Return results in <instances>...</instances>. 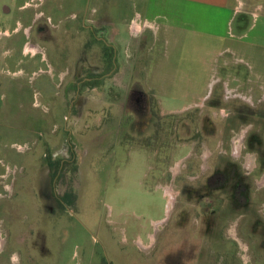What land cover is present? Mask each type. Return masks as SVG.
<instances>
[{"label": "rangeland", "instance_id": "1", "mask_svg": "<svg viewBox=\"0 0 264 264\" xmlns=\"http://www.w3.org/2000/svg\"><path fill=\"white\" fill-rule=\"evenodd\" d=\"M143 1L0 0V264H264V46L146 61ZM168 50L156 95L113 78Z\"/></svg>", "mask_w": 264, "mask_h": 264}, {"label": "crops", "instance_id": "2", "mask_svg": "<svg viewBox=\"0 0 264 264\" xmlns=\"http://www.w3.org/2000/svg\"><path fill=\"white\" fill-rule=\"evenodd\" d=\"M263 5H259V7L263 9ZM238 6L236 0H144L141 7L146 10L147 16H145L146 21L142 24L144 32L140 38L141 40L147 39L142 43L148 41L150 44L143 49V53L147 55L146 61L150 57H155L158 44L163 42L167 46L172 44L173 47H176L177 45L182 50V53L174 56L176 60L174 66L177 65V67L187 64L199 65L202 58L211 53H234L235 50L238 51L237 47L240 45L245 50L244 53L255 46L263 48L264 45L260 41H263L264 35L261 34L256 37L255 41L249 39L241 41V38L245 39L247 35L242 36L238 42L231 38L233 34L231 35L229 28L233 21L239 20V28L248 22L245 14H238ZM166 53L167 55L163 56L167 58L166 61L156 58V61H153L155 66L148 62H142L145 57L143 55L140 56L139 63L136 61V64L130 66L128 65L130 62H127L125 57L124 62L120 59L118 69L116 67L114 70L115 73L110 71L103 77L111 80V75L114 73L113 78L118 80L117 83L121 89L154 90L156 95V90L166 89L167 86L175 83L170 69L166 68L173 55L169 50ZM230 63V59L226 58L222 64L226 66ZM3 84L0 83V90L2 87L7 88ZM99 86L105 88V84L102 83L94 85L93 90ZM172 196L169 201V211L174 202Z\"/></svg>", "mask_w": 264, "mask_h": 264}, {"label": "flooded vegetation", "instance_id": "3", "mask_svg": "<svg viewBox=\"0 0 264 264\" xmlns=\"http://www.w3.org/2000/svg\"><path fill=\"white\" fill-rule=\"evenodd\" d=\"M91 30H94L93 27H91ZM93 36H96L97 40H102V39L104 40V38H102V37H100V36H97L96 33H95V34L93 33ZM104 41H105V40H104ZM89 81H92V79H90Z\"/></svg>", "mask_w": 264, "mask_h": 264}, {"label": "trees", "instance_id": "4", "mask_svg": "<svg viewBox=\"0 0 264 264\" xmlns=\"http://www.w3.org/2000/svg\"><path fill=\"white\" fill-rule=\"evenodd\" d=\"M111 62H112V65H115V62H114L113 60H112ZM92 81H93V80H92ZM92 81H91V82H92ZM95 85H100L99 81H96V82H95Z\"/></svg>", "mask_w": 264, "mask_h": 264}, {"label": "built area", "instance_id": "5", "mask_svg": "<svg viewBox=\"0 0 264 264\" xmlns=\"http://www.w3.org/2000/svg\"><path fill=\"white\" fill-rule=\"evenodd\" d=\"M243 4H244L243 1H241L239 5L242 6ZM255 14H256V13H255Z\"/></svg>", "mask_w": 264, "mask_h": 264}]
</instances>
